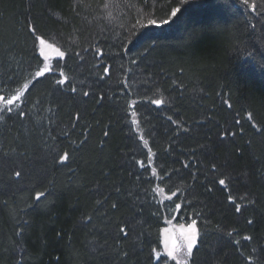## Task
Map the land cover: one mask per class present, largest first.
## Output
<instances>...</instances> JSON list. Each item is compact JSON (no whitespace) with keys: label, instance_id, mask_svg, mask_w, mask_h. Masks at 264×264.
I'll return each instance as SVG.
<instances>
[{"label":"trees","instance_id":"1","mask_svg":"<svg viewBox=\"0 0 264 264\" xmlns=\"http://www.w3.org/2000/svg\"><path fill=\"white\" fill-rule=\"evenodd\" d=\"M102 2L0 0V94L37 36L70 76L0 127V264H155L173 218L189 264H264V0Z\"/></svg>","mask_w":264,"mask_h":264},{"label":"rangeland","instance_id":"2","mask_svg":"<svg viewBox=\"0 0 264 264\" xmlns=\"http://www.w3.org/2000/svg\"><path fill=\"white\" fill-rule=\"evenodd\" d=\"M119 1L121 0H103L100 9L96 11L95 17L90 18L91 20V22H89L90 25L95 27L96 23L100 25V23H103L105 21L109 22L110 18L114 19L113 16L119 15L120 9L122 8ZM127 1L130 2V0ZM135 6L136 5L134 3V7ZM134 7L133 6L130 7L129 10H132ZM154 24L156 25L157 23L154 22ZM261 24H263V21H261ZM5 31L10 32L11 26L5 28ZM37 37L38 38L35 40L34 43L32 41H28L29 43L27 42L29 51L35 45L36 52H34V54L36 53L37 57L35 59L33 58L29 63H26L25 67L19 71V76L15 78L14 81L15 83L13 87H11L10 89H6V92H4L3 99H0V127L1 126L3 127L4 125L11 123L14 120L16 121L19 120L20 118H24L26 115V113L24 112L26 111L29 112L31 108L34 107L33 103L30 101L33 97L29 99V97L31 96L29 94V90L35 83H40L42 81L48 82L50 80L52 84H56L60 80L59 77H61L62 80L61 83L63 84L67 82L68 79H70L69 72H66L63 63L60 62L61 58L64 55L68 54V52L65 50L66 48L63 47L64 44V42L62 41L63 39L59 36L53 39L48 38V40H45L43 39V37L40 36ZM66 39L71 40V38L68 37ZM258 42H259V37H257L256 39V43ZM30 43H31V48L29 46ZM248 45L250 46L251 44H248V42L245 43L244 44L245 47L243 48V50L245 48H248L249 47ZM259 50L263 51L262 48H259ZM2 51L3 50L0 51L1 54ZM60 53H63V56H61ZM29 57L32 58L31 52H29ZM81 57L85 58V55ZM38 72L42 74L40 76H37L36 74ZM78 83L79 81L76 82L75 85L79 86ZM8 109L11 110L9 111ZM127 158L128 157L126 156L125 161L127 160ZM129 163L132 164L133 160L130 159ZM137 164L138 167L141 169L142 161L138 160ZM138 219L139 217L135 221H137ZM167 222L168 223L164 227L161 236L162 246L158 249L157 248L154 249L153 251L155 264H171V261H177V260L179 261L180 264H189L192 255L191 257L185 259V257L182 254L181 255L174 254L173 256H169L168 252L173 247H176L181 253H183L184 245L181 242L183 240V237L188 234V230L192 225V223H190V221L189 222L188 221L181 222V220L177 221L175 218ZM135 225H137V222H135ZM195 232H196V243H197L198 233L196 226H195Z\"/></svg>","mask_w":264,"mask_h":264},{"label":"snow or ice","instance_id":"3","mask_svg":"<svg viewBox=\"0 0 264 264\" xmlns=\"http://www.w3.org/2000/svg\"><path fill=\"white\" fill-rule=\"evenodd\" d=\"M245 2H247V0H245ZM175 11L176 10H173V14H175ZM33 31H35V29H33ZM60 55L63 56V53H60ZM41 74L42 73L38 72L36 75L37 76H40ZM0 99H2V98H0ZM154 103L160 104L161 101L160 100H157V101H154ZM8 110L10 111L11 109H8ZM61 159L62 160L63 159H67V154H65V156L61 157ZM16 175L19 176L20 173L17 172ZM219 183L221 185H224L225 184V181L224 180H220ZM41 195H43V194L42 193H38L37 194V196H36L37 201L39 200V198H40ZM229 199L231 200L232 197H229ZM177 208H179V205H177ZM237 211H239V208H237ZM195 224H196V221L193 220L192 225L190 226V228L188 230V234L183 237V240L181 242L184 245V251H183V253H181L176 247H173L168 252V255L169 256H173L174 254L175 255H181L182 254L185 257V259H187L188 257H191L193 247L195 246V243H196ZM248 239H250V237Z\"/></svg>","mask_w":264,"mask_h":264},{"label":"flooded vegetation","instance_id":"4","mask_svg":"<svg viewBox=\"0 0 264 264\" xmlns=\"http://www.w3.org/2000/svg\"><path fill=\"white\" fill-rule=\"evenodd\" d=\"M3 97H4V94H2V93H1V94H0V98H2V99H3Z\"/></svg>","mask_w":264,"mask_h":264},{"label":"bare ground","instance_id":"5","mask_svg":"<svg viewBox=\"0 0 264 264\" xmlns=\"http://www.w3.org/2000/svg\"><path fill=\"white\" fill-rule=\"evenodd\" d=\"M35 77V76H34Z\"/></svg>","mask_w":264,"mask_h":264}]
</instances>
